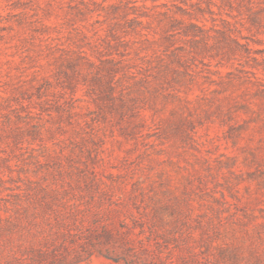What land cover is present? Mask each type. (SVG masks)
I'll return each instance as SVG.
<instances>
[{
	"label": "rangeland",
	"instance_id": "obj_1",
	"mask_svg": "<svg viewBox=\"0 0 264 264\" xmlns=\"http://www.w3.org/2000/svg\"><path fill=\"white\" fill-rule=\"evenodd\" d=\"M0 264H264V0H0Z\"/></svg>",
	"mask_w": 264,
	"mask_h": 264
}]
</instances>
